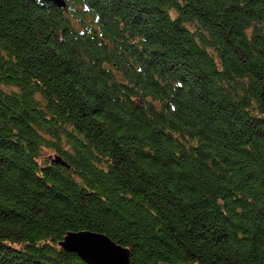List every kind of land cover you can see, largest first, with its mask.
Segmentation results:
<instances>
[{"label":"trees","instance_id":"trees-1","mask_svg":"<svg viewBox=\"0 0 264 264\" xmlns=\"http://www.w3.org/2000/svg\"><path fill=\"white\" fill-rule=\"evenodd\" d=\"M264 264V0H0V264Z\"/></svg>","mask_w":264,"mask_h":264},{"label":"water","instance_id":"water-1","mask_svg":"<svg viewBox=\"0 0 264 264\" xmlns=\"http://www.w3.org/2000/svg\"><path fill=\"white\" fill-rule=\"evenodd\" d=\"M51 1L60 7L66 5V0ZM60 245L65 250L76 253L89 264H130L129 248L104 233L90 230L71 231L60 241Z\"/></svg>","mask_w":264,"mask_h":264}]
</instances>
